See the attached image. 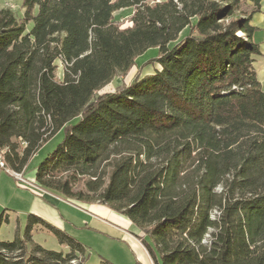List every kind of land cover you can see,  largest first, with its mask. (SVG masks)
Masks as SVG:
<instances>
[{
  "label": "trees",
  "instance_id": "1",
  "mask_svg": "<svg viewBox=\"0 0 264 264\" xmlns=\"http://www.w3.org/2000/svg\"><path fill=\"white\" fill-rule=\"evenodd\" d=\"M244 1L23 0L21 17L0 7L4 169L23 175L62 134L35 169L38 196L126 217L156 264H264V91L250 25L260 0L248 11ZM126 9L121 28L114 14ZM150 48L158 55L142 66L152 74L101 92ZM38 226L67 250L33 243ZM85 255L34 215L22 236L0 241V264Z\"/></svg>",
  "mask_w": 264,
  "mask_h": 264
},
{
  "label": "crops",
  "instance_id": "2",
  "mask_svg": "<svg viewBox=\"0 0 264 264\" xmlns=\"http://www.w3.org/2000/svg\"><path fill=\"white\" fill-rule=\"evenodd\" d=\"M242 4L246 7V11L253 7V3L249 0H245ZM250 25L254 28L252 40L259 49V55L254 61L256 79L264 91V0L259 1V10L252 15ZM36 167L37 164L31 170L29 166L27 167L22 175L25 181L18 180L7 169L0 167V218L7 225L11 222L10 214L17 228L26 225L28 215H34L64 232L71 226L82 228L83 225H92L94 230L108 228L117 234L124 233L130 239H132L130 234L136 235V230L126 217L106 206L64 200L47 192H42V196H38L36 194L38 187L35 185ZM72 206L77 207L78 210H74ZM132 245V250L137 253V261L141 264H155L147 249L135 244L133 239ZM64 248L67 250L66 247Z\"/></svg>",
  "mask_w": 264,
  "mask_h": 264
},
{
  "label": "rangeland",
  "instance_id": "3",
  "mask_svg": "<svg viewBox=\"0 0 264 264\" xmlns=\"http://www.w3.org/2000/svg\"><path fill=\"white\" fill-rule=\"evenodd\" d=\"M22 2L23 0H0V7L9 8V6L11 5L13 6V9L11 10L15 13V15L21 17L23 15ZM241 10L246 11V7L244 6V4L241 5ZM132 12L133 11L130 9L117 11L114 14V21L119 23L122 22L121 28H125L129 25V19ZM28 27H31V23ZM187 32L188 29L184 30L181 33L180 38L183 37ZM172 45L173 44H170V46ZM157 55L158 50L156 48L148 49L136 59V65L132 67V69L128 72L126 76L115 77L111 83H109L106 87L102 89L101 92H113L121 90L125 86L131 84L137 77V75L146 76L152 74L155 70V66L149 65L143 67L142 65L148 60L154 59L155 57H157ZM56 65V77L57 79H61L63 75V65L59 61H56ZM61 141L62 134H59L58 136L50 140L48 143H46L37 154V157H34L30 161L28 165L29 170H31L34 165H38V163L41 162V160H43L50 152H52ZM72 208L74 210L77 209V207L75 206H72ZM7 212L9 213V211ZM10 215L11 222L9 225H7L5 221H2L3 223L1 225L0 230V241H12L18 234H20V236L23 235L25 225H22L21 227L17 228L15 221L13 220L12 214ZM81 227L82 228L71 226V228H68L65 233L83 245L86 250L85 257L87 260V264H99L101 262V259H104L112 264H135L137 261V253L135 250H132V239L135 244L146 249L141 240V237L143 236V234L141 233L140 236L130 234L132 238L130 239L129 237L127 238L126 234H117V232L109 230L108 228L103 230H94L92 225H83ZM136 233H138L137 230ZM32 242L40 245L41 247L47 250L64 252L66 250L64 248L65 246L60 245L56 237L51 232L41 228L40 226L34 229L32 233ZM30 249L31 244L28 245V250ZM150 257L153 263H155L151 255Z\"/></svg>",
  "mask_w": 264,
  "mask_h": 264
},
{
  "label": "built area",
  "instance_id": "4",
  "mask_svg": "<svg viewBox=\"0 0 264 264\" xmlns=\"http://www.w3.org/2000/svg\"><path fill=\"white\" fill-rule=\"evenodd\" d=\"M9 8L13 9V6H9ZM0 167L4 168V163L2 161V158H1V153H0ZM10 173H12L18 180L20 181H25L22 174H16V173H13L11 172L10 170H8Z\"/></svg>",
  "mask_w": 264,
  "mask_h": 264
}]
</instances>
